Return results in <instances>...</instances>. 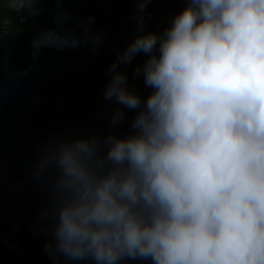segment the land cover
Masks as SVG:
<instances>
[{"label":"clouds","instance_id":"9594fccd","mask_svg":"<svg viewBox=\"0 0 264 264\" xmlns=\"http://www.w3.org/2000/svg\"><path fill=\"white\" fill-rule=\"evenodd\" d=\"M150 2L138 0L141 34L104 91L136 111L132 133L108 135L103 154L95 137L61 141L38 161L36 178L55 171L46 251L96 264H264V0H188L159 36L142 32ZM82 27L84 41L44 30L33 46L75 48ZM138 53L146 101L118 70ZM123 118L117 108L112 123Z\"/></svg>","mask_w":264,"mask_h":264},{"label":"water","instance_id":"95a60500","mask_svg":"<svg viewBox=\"0 0 264 264\" xmlns=\"http://www.w3.org/2000/svg\"><path fill=\"white\" fill-rule=\"evenodd\" d=\"M187 3L151 0L142 14V32L161 35ZM137 5L138 0H54L51 30L71 32L84 41L86 24L87 43L63 49L33 46L24 70L11 69V33L0 31V264H96L90 257L72 260L63 255L54 261L48 254L46 244L54 243L53 221L43 213L52 209L55 171L49 166L40 178L34 172L44 152L61 141L95 137L103 154L108 135L132 133L136 111L105 99L104 91L118 53L141 34ZM93 36L100 37L98 46ZM154 51L158 54V48ZM146 59L138 53L118 69L127 73L129 90L142 101L152 89L142 74L133 73ZM117 108L124 118L113 124ZM118 264L153 261L125 257Z\"/></svg>","mask_w":264,"mask_h":264},{"label":"trees","instance_id":"16d2710c","mask_svg":"<svg viewBox=\"0 0 264 264\" xmlns=\"http://www.w3.org/2000/svg\"><path fill=\"white\" fill-rule=\"evenodd\" d=\"M14 2L21 0H0V24L10 19L11 33L10 47L12 58L10 67L12 70H24L31 62V50L34 39L44 30H51L54 23V0H22L25 5L32 4L31 8L15 11L11 7ZM24 15L28 16L26 24L19 22ZM37 22V23H36ZM36 23L30 33L15 35L23 27H31Z\"/></svg>","mask_w":264,"mask_h":264},{"label":"built area","instance_id":"2783aa9c","mask_svg":"<svg viewBox=\"0 0 264 264\" xmlns=\"http://www.w3.org/2000/svg\"><path fill=\"white\" fill-rule=\"evenodd\" d=\"M28 21V16L27 15H24L20 18L19 22L21 24H26V22ZM11 20L8 19V20H5L3 23L0 24V31H6V32H10L9 31V27L11 25Z\"/></svg>","mask_w":264,"mask_h":264},{"label":"rangeland","instance_id":"374dc122","mask_svg":"<svg viewBox=\"0 0 264 264\" xmlns=\"http://www.w3.org/2000/svg\"><path fill=\"white\" fill-rule=\"evenodd\" d=\"M37 23V22H36ZM36 23L31 26V27H23L21 30H19L15 35L13 36H16V35H19V34H23V33H30L32 31V29L34 28V26L36 25Z\"/></svg>","mask_w":264,"mask_h":264}]
</instances>
